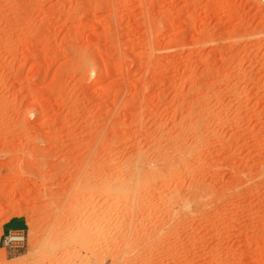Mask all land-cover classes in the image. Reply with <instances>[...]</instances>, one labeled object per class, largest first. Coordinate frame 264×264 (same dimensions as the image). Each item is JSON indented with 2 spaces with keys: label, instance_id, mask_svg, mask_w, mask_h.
Returning a JSON list of instances; mask_svg holds the SVG:
<instances>
[{
  "label": "rangeland",
  "instance_id": "1",
  "mask_svg": "<svg viewBox=\"0 0 264 264\" xmlns=\"http://www.w3.org/2000/svg\"><path fill=\"white\" fill-rule=\"evenodd\" d=\"M16 216L0 264H264V4L0 0Z\"/></svg>",
  "mask_w": 264,
  "mask_h": 264
},
{
  "label": "built area",
  "instance_id": "2",
  "mask_svg": "<svg viewBox=\"0 0 264 264\" xmlns=\"http://www.w3.org/2000/svg\"><path fill=\"white\" fill-rule=\"evenodd\" d=\"M260 4H264V0H256ZM27 231V230H26ZM26 231H11L2 237L1 247L8 251V254L22 250L27 244Z\"/></svg>",
  "mask_w": 264,
  "mask_h": 264
},
{
  "label": "crops",
  "instance_id": "3",
  "mask_svg": "<svg viewBox=\"0 0 264 264\" xmlns=\"http://www.w3.org/2000/svg\"><path fill=\"white\" fill-rule=\"evenodd\" d=\"M27 230V223L25 218L16 216L11 219H8L3 222L1 226V235H0V243L2 241V237L8 234L11 231H26ZM0 248L1 245H0ZM3 249V248H2ZM6 253L8 251L4 250Z\"/></svg>",
  "mask_w": 264,
  "mask_h": 264
},
{
  "label": "bare ground",
  "instance_id": "4",
  "mask_svg": "<svg viewBox=\"0 0 264 264\" xmlns=\"http://www.w3.org/2000/svg\"><path fill=\"white\" fill-rule=\"evenodd\" d=\"M158 37H159V36H158ZM131 174H132V173H131ZM10 177H11V176H10ZM132 177H133V176H132ZM131 179H132V178H131ZM127 182H128V181H127ZM118 184H119V182H118ZM110 185H111V184H110ZM121 185H122V184H121ZM112 186H113V185H112ZM124 187H126V186H124ZM124 187H123V185H122L121 188L124 190V189H125ZM118 188L121 190L120 187H118ZM130 188H131V187H130ZM130 188H129V189H130ZM127 189H128V188H127ZM121 191H122V190H121ZM125 191H126V190H125ZM125 191H124V192H125ZM127 191H128V190H127ZM127 191H126V192H127ZM126 194H127V193H126ZM29 218H30V217H29ZM30 220H31V219H30ZM29 227H30V226H29ZM89 227H90V226H89ZM87 229H88V230L85 231V232L82 233V234L89 236V235L91 234V233H90L91 230H90L89 228H87ZM91 235H92V234H91ZM103 242H104V241H103ZM98 244L100 245V243H98ZM99 245H98V247H100ZM104 245H105V244H104ZM87 246L90 248L92 245H91L90 243H88ZM101 248H102V247H101ZM84 262H86V261H84Z\"/></svg>",
  "mask_w": 264,
  "mask_h": 264
}]
</instances>
